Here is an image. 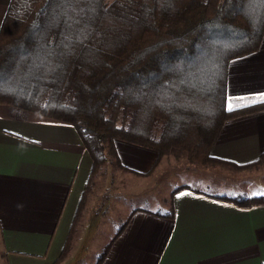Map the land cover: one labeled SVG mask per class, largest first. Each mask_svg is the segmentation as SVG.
Masks as SVG:
<instances>
[{
  "label": "trees",
  "instance_id": "trees-1",
  "mask_svg": "<svg viewBox=\"0 0 264 264\" xmlns=\"http://www.w3.org/2000/svg\"><path fill=\"white\" fill-rule=\"evenodd\" d=\"M263 37L264 0H10L0 103L72 124L93 160L88 183L107 151L124 167L116 139L218 161L211 150L224 123L264 110V102L226 107L230 61L257 51ZM214 197L264 205V194ZM68 249L69 238L60 261Z\"/></svg>",
  "mask_w": 264,
  "mask_h": 264
},
{
  "label": "crops",
  "instance_id": "crops-1",
  "mask_svg": "<svg viewBox=\"0 0 264 264\" xmlns=\"http://www.w3.org/2000/svg\"><path fill=\"white\" fill-rule=\"evenodd\" d=\"M9 2L0 0V27ZM262 102L264 37L257 51L230 61L226 107ZM115 144L121 163L140 172L159 156L123 140ZM211 156L227 167L264 162V110L226 121ZM92 167L72 124L0 103V264L55 263ZM214 195L180 189L173 218L132 212L101 264H264V205L244 207ZM73 255L62 264H72Z\"/></svg>",
  "mask_w": 264,
  "mask_h": 264
},
{
  "label": "rangeland",
  "instance_id": "rangeland-1",
  "mask_svg": "<svg viewBox=\"0 0 264 264\" xmlns=\"http://www.w3.org/2000/svg\"><path fill=\"white\" fill-rule=\"evenodd\" d=\"M158 154L152 168L140 172L121 163L125 168L122 167L117 158L107 151V162L87 183L89 188L83 207L79 214L77 211L68 236V253L60 261L67 238L54 264H62L71 252L74 254L72 264H94L132 212L148 210L167 214L173 192L180 187H195L231 197L264 192V162L246 167H227L216 160L193 163L188 153L182 150Z\"/></svg>",
  "mask_w": 264,
  "mask_h": 264
}]
</instances>
